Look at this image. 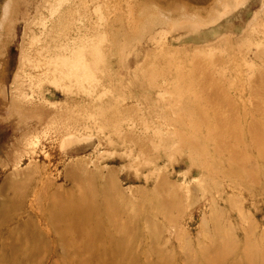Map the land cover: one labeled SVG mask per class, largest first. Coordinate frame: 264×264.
Here are the masks:
<instances>
[{
  "label": "rangeland",
  "instance_id": "rangeland-1",
  "mask_svg": "<svg viewBox=\"0 0 264 264\" xmlns=\"http://www.w3.org/2000/svg\"><path fill=\"white\" fill-rule=\"evenodd\" d=\"M52 1L0 0V264H264V0ZM40 19L105 35L102 104L31 91Z\"/></svg>",
  "mask_w": 264,
  "mask_h": 264
},
{
  "label": "bare ground",
  "instance_id": "bare-ground-1",
  "mask_svg": "<svg viewBox=\"0 0 264 264\" xmlns=\"http://www.w3.org/2000/svg\"><path fill=\"white\" fill-rule=\"evenodd\" d=\"M75 2L76 0H53L49 7L50 17L58 18V15L66 4L71 6ZM90 9L97 15L100 22L103 18H101L97 9L93 6ZM74 14L72 15L73 19L66 21L67 25H70L72 22H81L79 20V13L75 11ZM62 20L58 18V26L64 23V20ZM37 25L42 28L40 36L32 34L30 38V45H36L37 47L34 49L32 61H27L22 70V75L28 80L31 91L40 92L43 85H47L54 89H59L68 95L77 94L78 92L82 93L91 99L92 102L102 104V97L106 93L97 94L95 90L101 84L99 76L102 77L106 69L104 54L105 35L95 30V33L91 36L85 34L79 36L77 39L69 40L67 36H64L59 38V44L54 45V48L50 49L49 47L39 45L42 37L48 35L45 20L40 19ZM220 28H216L215 30H226V28ZM259 85H264L263 79L259 80ZM123 115L112 116L109 119L107 124L114 133L121 131L123 123L129 122L127 113H123ZM94 117L96 115L91 113L85 115V119L88 120L95 121ZM98 129L103 131L106 127L99 124Z\"/></svg>",
  "mask_w": 264,
  "mask_h": 264
}]
</instances>
